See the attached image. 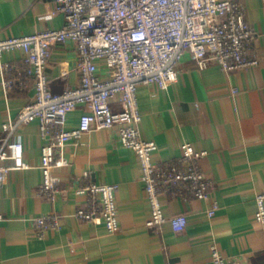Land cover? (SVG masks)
<instances>
[{
  "label": "crops",
  "instance_id": "1",
  "mask_svg": "<svg viewBox=\"0 0 264 264\" xmlns=\"http://www.w3.org/2000/svg\"><path fill=\"white\" fill-rule=\"evenodd\" d=\"M243 2L256 34L257 65L228 71L212 63L200 69L185 52L177 80L167 88L138 86L139 130L142 138L157 143L154 160L179 156L185 141L206 151L201 166L213 182L210 196L162 198L165 216L186 215L185 228L145 224L150 208L138 158L117 142L113 130L86 132L76 144H67V164L53 172L62 187L77 179L118 184V231L77 220L73 212L81 198L74 194L64 191L54 202L38 196V163L46 140L34 121L13 135L23 143L27 166L9 171L0 187V264H212L213 244L228 260L264 264V223L254 217L255 196L264 190V0ZM54 7V0H0V39L60 28L64 15L52 13ZM23 58L22 49H12L1 61L21 66ZM77 61L72 40L52 47L46 70L53 92L79 84ZM99 68L105 70L102 60ZM34 91L29 81L23 90L6 92L0 73V132ZM120 99V94L110 99L113 109L122 108ZM82 111L79 105L68 114V127L77 125ZM49 211L61 214L60 223L39 236L33 218Z\"/></svg>",
  "mask_w": 264,
  "mask_h": 264
},
{
  "label": "built area",
  "instance_id": "2",
  "mask_svg": "<svg viewBox=\"0 0 264 264\" xmlns=\"http://www.w3.org/2000/svg\"><path fill=\"white\" fill-rule=\"evenodd\" d=\"M52 13L62 12L64 24L57 29L0 39V73L6 92L23 90L31 81L33 98L22 106L16 119L2 124L0 132V187L9 171L26 167L18 128L37 122L46 140L38 166L42 180L36 194L54 202L66 191L81 198L73 215L79 221L103 224L108 231L120 228L116 192L118 184L91 180L62 187L55 167L67 164V144H76L86 132L113 130L117 142L132 149L140 164L150 215L145 224L169 222L174 231L185 228L184 213L165 216L162 198L207 199L213 182L201 166L205 150L181 143V154L156 161L158 145L142 138L138 86L156 83L167 88L177 80V66L188 52L198 68L218 64L224 70L247 68L259 63L254 52L255 30L246 18L243 0H54ZM72 40L77 50L79 84L62 92L49 87L47 64L52 47ZM22 49L21 66L1 61L4 51ZM104 62L101 71L99 62ZM121 95L122 108H112L110 99ZM82 105L76 126L68 127V114ZM6 161H9L8 163ZM87 178L86 173L83 175ZM254 217L264 223V190L255 196ZM214 207L208 211L212 216ZM2 218L0 214V219ZM61 214L55 211L34 216L39 236L56 228ZM212 264H240L226 259L211 246Z\"/></svg>",
  "mask_w": 264,
  "mask_h": 264
}]
</instances>
